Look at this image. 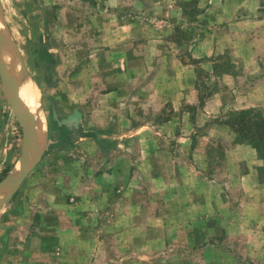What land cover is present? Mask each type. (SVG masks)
<instances>
[{
	"label": "rangeland",
	"instance_id": "374dc122",
	"mask_svg": "<svg viewBox=\"0 0 264 264\" xmlns=\"http://www.w3.org/2000/svg\"><path fill=\"white\" fill-rule=\"evenodd\" d=\"M91 1L84 0L86 11L82 16L79 13L70 16L67 12L65 17L59 8L72 6L73 10L79 6L83 10V4H74L72 0H0L1 52L3 56L10 53L8 56L17 68L10 72L17 76L18 87L25 80L31 81L45 135L43 151L33 170L0 207V264H264V187L254 195H247L245 200V192L237 186L222 187L219 183H210L208 174L203 176L207 171L212 174L216 170L213 164L210 168L207 166L211 162L181 159L184 149L181 145L176 147L174 139L180 134L179 125L169 127L168 122L177 117L180 120L184 111L195 114L196 107L182 104L174 112L171 97H164L162 112L148 113L147 128L137 135L135 130L128 134V130L116 129L112 123L100 129L96 125L101 123L95 122L93 126V98L81 96L90 85V74L97 71L90 49L89 25L94 8ZM164 1H172L189 16L187 22L179 24L188 29L164 34L168 43L175 41L180 53L186 55V44L197 34L194 27L198 23L199 0ZM147 2V23L159 28L156 25L159 0ZM135 15L131 13L129 18ZM80 18L88 24L86 32L76 30L83 24L76 22ZM58 24L68 25V31H60ZM197 74L202 87L200 96L205 99L218 89V83L210 84L205 71ZM162 80L164 84L169 82L166 77ZM3 95L0 80V182L18 170L23 142L22 127ZM202 106L199 104V108ZM252 109L264 112L263 107ZM224 112L214 121L231 130L233 144H246L240 142L235 129L228 125L239 111ZM115 116L121 119V114ZM156 131L163 140L158 155L153 141ZM140 135L146 136L143 145L137 141ZM197 136L198 133H191L187 153L198 147L195 154L211 152L217 158L212 162L224 161L223 148L213 150L216 146L212 144L205 147L203 143L196 144ZM128 142L132 156L140 153L146 156V163L134 162L133 169L141 175L133 173L132 180L122 157ZM256 154L263 165L259 168V179L264 182V159ZM114 165L118 175L110 173ZM237 167L242 170L243 165ZM231 169L232 175H236L235 167ZM125 186L132 188L127 197L125 192H106L107 189L114 191V187L119 191ZM132 186L140 191L134 192ZM91 187L98 191L90 195ZM82 188L86 195H75ZM3 195L0 193V198ZM110 199L115 203L108 207ZM124 201L135 206L123 208ZM50 213L54 218L48 216ZM76 216L85 218L86 224L81 228L88 238L77 242V248L72 241V248L65 255L59 249L63 241L50 245L49 257L36 251L38 241L29 252L17 248L16 241L13 245L8 243L15 233L41 235L40 228L45 226L48 236L57 239L62 234L66 238L68 231L77 232L73 225ZM138 216L145 220L144 225L131 223L130 219ZM139 227L146 229L145 235L142 231L139 235Z\"/></svg>",
	"mask_w": 264,
	"mask_h": 264
},
{
	"label": "crops",
	"instance_id": "0c3cea01",
	"mask_svg": "<svg viewBox=\"0 0 264 264\" xmlns=\"http://www.w3.org/2000/svg\"><path fill=\"white\" fill-rule=\"evenodd\" d=\"M72 1L74 4L78 2L83 4V10L79 6L77 8L73 6L75 8L73 10L72 6H66L63 9L59 8V13L62 14L64 11L65 17L67 12L70 16L77 13L79 17L82 16L86 11L84 0ZM129 1L131 5L128 6ZM91 3L94 8L91 10L93 17L89 25L92 34L90 49L92 48L94 54L92 64L97 71L90 74V85L86 89L87 92L81 96L93 98L91 106L93 126L95 122L101 123V126L96 125V128L100 129L112 123L116 129L128 130V134L131 130H135L136 135L141 134V131L147 128L146 115L150 112L161 113L164 97H171L175 104L174 112H177L182 104L197 109L195 114L184 111L180 120L177 117L168 122L169 127L179 125L180 134L174 139L176 147L181 145L182 150L184 149L181 159L211 162L207 166L210 168L213 164L216 170L213 169L212 174L207 171L203 176L207 177L208 174L210 183L216 182L222 187L237 186L239 191L245 192V200L247 195L260 192L264 187V182L259 179L262 161L247 144H233L234 135L231 130L214 120L227 110L264 108V0H199L200 10L196 15L198 23L194 27L197 34L186 44V55L180 53V47L176 46L175 41L168 43L167 36L164 38V34L174 33L182 28L188 29V26L179 24L187 22L189 16L179 10L172 1L159 0L160 13L157 18L160 20L157 19L156 25L162 29L151 27L147 23V0H92ZM131 13L137 15L130 19ZM76 22L83 23L76 30L86 32L88 24L81 18ZM57 28L60 31H68V25H59ZM214 57L220 59L214 60ZM200 71H205L210 84L218 83V89L206 96L201 108L199 98L202 95V87L197 80V73ZM163 77L169 82L164 84ZM28 86L29 100L35 104V94L31 92L32 84L29 79ZM35 107L39 108L36 104ZM116 113L121 114V119H116ZM102 115L105 116L101 117ZM191 133H198L196 144L203 143V147L208 143L212 144L216 146L213 150L223 148L226 153L224 161L214 163L216 157L211 156L213 154L211 152L195 154L194 152L199 150L198 147L193 149L194 152L191 154L187 153L190 149ZM145 137L140 135L138 143L142 144ZM153 138L155 155H158L157 150L160 151L163 140L157 131ZM130 145L128 142L124 146L125 153L122 157L124 166L128 164L127 175L132 180L133 173L138 177L141 175L133 169L136 166L134 162L146 163V156L145 153L132 156ZM237 165H243L242 170ZM233 167L236 169V175H232ZM138 171H141L140 167ZM219 172L226 174L220 175ZM110 173L119 174L115 165ZM160 174L162 175V171ZM132 187L134 192L140 191L137 186ZM97 191L91 187L90 195ZM106 192L109 194L125 192L127 197L131 195L132 188L125 186L116 191L114 187V191L107 189ZM78 194L79 197L86 195L83 188L75 195ZM91 203L93 205L94 201ZM113 203H115L113 199H110L108 207ZM122 205L123 208H128L134 207L135 203L124 201ZM44 213L47 217V212ZM48 216L54 218L51 213ZM84 219L76 216L73 225L76 226L77 232L71 234L68 231L69 236L66 238L62 237V234H59L57 239L48 236V227L45 226L40 228V232L43 233L41 235L15 233L9 237L8 243L11 242L13 245V241H16L17 248L29 252L33 250L35 241H38L36 251L43 257H49L52 250L50 245L55 241L59 243L63 241L59 249L65 255L72 248L70 245L72 241L76 242L74 246L77 248V242L82 243L88 238L81 228L86 224ZM130 221L138 225L145 224V220L139 216ZM138 230L139 235L141 231L145 235V228L141 230L139 227ZM13 254L20 256L16 252Z\"/></svg>",
	"mask_w": 264,
	"mask_h": 264
},
{
	"label": "water",
	"instance_id": "95a60500",
	"mask_svg": "<svg viewBox=\"0 0 264 264\" xmlns=\"http://www.w3.org/2000/svg\"><path fill=\"white\" fill-rule=\"evenodd\" d=\"M2 36L0 32V80L3 89V99L8 102L16 115L23 131L22 152L19 159L18 170L0 182V207L14 194L21 186L24 179L33 170L35 162L43 151V142H39L35 135V118L23 105L18 93V85L6 67L1 52Z\"/></svg>",
	"mask_w": 264,
	"mask_h": 264
},
{
	"label": "trees",
	"instance_id": "16d2710c",
	"mask_svg": "<svg viewBox=\"0 0 264 264\" xmlns=\"http://www.w3.org/2000/svg\"><path fill=\"white\" fill-rule=\"evenodd\" d=\"M203 103L204 99L200 97L199 104ZM234 115L236 117L228 125L235 129L241 143L251 146L264 159V112L250 108L235 112Z\"/></svg>",
	"mask_w": 264,
	"mask_h": 264
},
{
	"label": "bare ground",
	"instance_id": "6f19581e",
	"mask_svg": "<svg viewBox=\"0 0 264 264\" xmlns=\"http://www.w3.org/2000/svg\"><path fill=\"white\" fill-rule=\"evenodd\" d=\"M9 54L10 53H8V55ZM8 55L3 56L4 63L6 65V67L9 69V71L14 72V71H16L17 68L15 67V64L11 62L10 57ZM17 71H19V70H17ZM13 77L15 79L17 76L15 77L13 75ZM18 88H19L18 93H19L20 100L22 101L23 105H25L27 107V109L31 112V114L35 118V135H36L37 140L41 143L45 137L44 132L42 130V128H44V126H43L44 120H43V116L41 114V111H39L37 109V107H35V105L29 100L30 87L28 86V80H25L24 82H22L21 87H18Z\"/></svg>",
	"mask_w": 264,
	"mask_h": 264
}]
</instances>
